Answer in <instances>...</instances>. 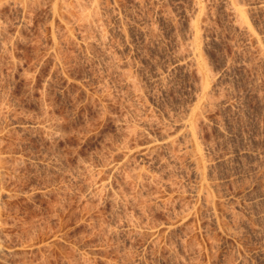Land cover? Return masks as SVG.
Listing matches in <instances>:
<instances>
[{
  "label": "rangeland",
  "instance_id": "374dc122",
  "mask_svg": "<svg viewBox=\"0 0 264 264\" xmlns=\"http://www.w3.org/2000/svg\"><path fill=\"white\" fill-rule=\"evenodd\" d=\"M0 264H264V0H0Z\"/></svg>",
  "mask_w": 264,
  "mask_h": 264
},
{
  "label": "bare ground",
  "instance_id": "6f19581e",
  "mask_svg": "<svg viewBox=\"0 0 264 264\" xmlns=\"http://www.w3.org/2000/svg\"><path fill=\"white\" fill-rule=\"evenodd\" d=\"M236 8V7H235ZM238 9V8H237ZM240 11V10H239ZM238 10H236L237 16L241 15V13ZM235 13V12H234ZM239 14V15H238ZM242 16V15H241ZM239 16V17H241ZM243 19V17L241 18V20Z\"/></svg>",
  "mask_w": 264,
  "mask_h": 264
}]
</instances>
